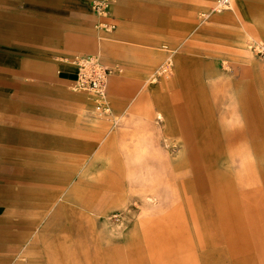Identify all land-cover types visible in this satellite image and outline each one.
Wrapping results in <instances>:
<instances>
[{"label": "rangeland", "instance_id": "obj_1", "mask_svg": "<svg viewBox=\"0 0 264 264\" xmlns=\"http://www.w3.org/2000/svg\"><path fill=\"white\" fill-rule=\"evenodd\" d=\"M116 1L108 8L110 22ZM172 2L177 28L186 30L181 42L178 36L168 46L177 51L174 59L183 57L179 65L187 73L179 79L171 70L156 74L167 54L163 43L132 54L123 47L136 44L121 42L110 35L112 31L96 40L92 30L91 48L72 54L97 53L111 71L106 113L99 114L89 92L73 89V77L64 74L70 68L61 66L60 74L56 73L57 62L46 56L52 53L50 44L43 67L53 74H45L44 89L29 92L33 95L23 100L12 99L10 121L1 106L0 186L11 190L4 199L0 196V233L13 229L8 223L11 219L31 224L27 241L21 242V256L0 250V264H62L58 253L52 252L63 234L69 238L75 264H231V258L248 256L243 238V190L252 184L254 189L259 171L244 160L259 158L229 156L223 138L218 154L203 155L202 169L176 172L174 164L184 160L186 152L167 153L162 140L172 135H217L220 128L256 120L264 125V60L250 48L264 42V37L247 35L244 28L229 25L239 21L235 0L220 12L213 11L216 0ZM179 4H187V12L180 11ZM251 11L255 17L249 19L264 26V5ZM181 13L180 20L176 15ZM198 35H202L200 43L196 42ZM243 52L249 55L248 66L242 63ZM117 76L122 83L115 87L111 79ZM248 91L251 99H245ZM37 94L44 97V103L37 104ZM157 112L163 113V120L156 121ZM36 163L47 170L32 172L29 168ZM112 166L120 201L109 220L87 212L90 220L97 221L95 229L88 227L91 223L78 229L72 219L54 221L61 204H65V214L77 207L74 193L92 200L93 205L106 199L105 181ZM24 170L34 181L45 183H27V175L12 177ZM197 225L207 240L204 246L198 243ZM170 230L175 235L173 243ZM186 231L189 246L185 250Z\"/></svg>", "mask_w": 264, "mask_h": 264}, {"label": "crops", "instance_id": "obj_2", "mask_svg": "<svg viewBox=\"0 0 264 264\" xmlns=\"http://www.w3.org/2000/svg\"><path fill=\"white\" fill-rule=\"evenodd\" d=\"M92 0H0V111L4 105V116L8 120L12 117V99L19 97V100L26 99L32 96V91L44 89V76L50 75L52 72L44 70V54L50 46L52 53L47 54L52 63L55 61L58 64L56 73L60 74L61 66L70 68L69 71H64L65 75L72 76L73 80L76 77L74 67L70 66L65 60L71 58L80 50H89L91 48L92 30L94 37L98 39V35H103L104 32H98L96 24L99 18L93 13L90 2ZM239 15V21L234 20V28H244L247 35L254 37H264V26L255 25L253 20L255 14L251 9H260L262 2H251L250 0H235ZM231 5V4H230ZM251 5V7H250ZM176 7L172 0H117L112 5L110 16L116 24V28L110 35L124 43L136 44L134 47L124 46L123 49L132 54L147 52L155 46L156 43H163L164 51L167 53L163 64L156 74L166 73L168 70L174 74L175 78H180L181 74L187 72L181 70L179 62L183 57L181 55L173 58V54L177 53L176 49L169 48L178 36L183 37L184 29L177 28L178 18L173 17ZM180 11L187 12V4H179ZM251 11V12H249ZM176 15V14H175ZM183 18V14L176 15ZM108 20V19H107ZM110 21V20H108ZM238 33V32H237ZM202 35L197 36V43H200ZM180 42L182 41L179 40ZM48 42V43H47ZM46 43V44H45ZM50 44V46L48 45ZM143 44V45H141ZM141 45V46H140ZM69 54H72L69 56ZM82 55H97V53H75ZM242 63L248 66L249 55L246 52L242 53ZM131 69V68H129ZM53 74V73H52ZM72 80V83H73ZM122 78L119 76L111 79L113 86L121 85ZM115 86V87H116ZM43 93H41L42 95ZM37 94L36 100L38 103H44V97ZM251 91H248L246 98L251 99ZM57 100V99H53ZM181 106L188 105L180 103ZM242 106L244 103L242 102ZM164 107L167 108V100ZM254 110V109H253ZM232 112V111H231ZM248 114V109L245 110ZM27 115L24 108L23 114ZM168 114V113H167ZM246 114V115H247ZM25 116H23L24 118ZM162 112H157L156 121L163 120ZM256 120L254 123H246L243 126L233 128H220V133L217 135H202V136H176L172 135L164 137L162 140L163 147L167 153L172 151H184L186 157L184 160L174 164L176 172H188L202 169V159L205 154H218L221 147V139H227L228 154L231 155H249L259 158L244 160V164H250L252 169L259 171V177H256L254 189L253 184L245 185L243 190L244 205H243V238L245 240L246 253L243 259L231 258V264H264V125ZM222 132V133H221ZM111 163L112 158L110 159ZM108 161V162H110ZM29 168V167H28ZM111 173L108 172L105 181L106 199H102L95 203L92 200H86L79 196V193H74L77 207L70 208L71 214L62 213L65 204H61L59 212L54 214V221L59 219H72L78 229L88 227L95 229L96 219H89L87 212L96 215H104L109 220V215L117 208L120 196L117 191V178L115 176V167H109ZM32 172L45 171V166H39L37 163L29 168ZM26 176L27 183L42 185L44 181H34V176L25 170L12 177ZM28 176H31L28 178ZM37 176V175H35ZM178 176V175H177ZM39 177V176H38ZM51 187L54 186L49 184ZM57 186V184H55ZM76 187V186H75ZM18 188V187H17ZM77 189V188H76ZM11 188L0 186L1 198L7 197ZM77 195V196H76ZM151 199L148 198V201ZM76 208V209H75ZM153 220V219H151ZM67 221V222H68ZM52 222V220H51ZM12 230L6 233H0V250L9 252L12 256H21L23 246L21 242L27 241V229L31 222H24L21 218L9 220ZM53 223V222H52ZM70 225V224H69ZM104 231V230H103ZM171 231V230H170ZM172 232V231H171ZM187 232V231H186ZM198 243L201 246L205 245L203 238V229L196 226ZM162 236V231L158 234ZM188 232L185 238V250L189 246ZM215 235V233H214ZM222 236V233H221ZM173 237V238H172ZM171 243L175 240V235L172 232ZM222 239V238H221ZM219 240L220 243L223 240ZM68 236L63 234L59 242L55 243L53 248L54 255L62 264H75L72 248L68 243ZM224 243V242H223ZM253 253V254H252ZM256 255L254 258L252 255ZM201 254V262L202 261ZM248 257V258H247ZM10 264L11 262H3ZM204 263V262H203ZM16 264H32V263H16ZM208 264V262L206 263Z\"/></svg>", "mask_w": 264, "mask_h": 264}, {"label": "built area", "instance_id": "obj_3", "mask_svg": "<svg viewBox=\"0 0 264 264\" xmlns=\"http://www.w3.org/2000/svg\"><path fill=\"white\" fill-rule=\"evenodd\" d=\"M113 1L92 0L90 2L93 13L99 18L95 26L98 32L113 31L116 28L115 23L106 19L109 5ZM230 4L231 0H216L213 11L220 12L228 9ZM98 39L102 40L103 35H98ZM250 48L255 56L264 60V42L252 44ZM66 62L76 71V77L72 83L73 89L89 92L95 99V108L100 112L99 114L106 113L108 110L105 106L106 89L111 71L102 65L98 55L76 54Z\"/></svg>", "mask_w": 264, "mask_h": 264}]
</instances>
